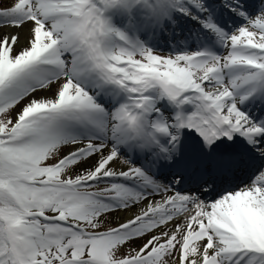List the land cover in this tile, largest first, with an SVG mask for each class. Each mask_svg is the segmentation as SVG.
Instances as JSON below:
<instances>
[{"label":"snow or ice","instance_id":"1","mask_svg":"<svg viewBox=\"0 0 264 264\" xmlns=\"http://www.w3.org/2000/svg\"><path fill=\"white\" fill-rule=\"evenodd\" d=\"M0 264H264V0H0Z\"/></svg>","mask_w":264,"mask_h":264}]
</instances>
